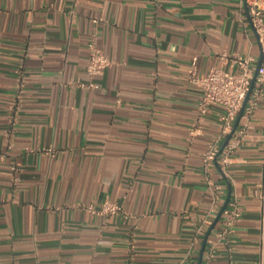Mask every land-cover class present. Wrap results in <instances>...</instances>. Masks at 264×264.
Wrapping results in <instances>:
<instances>
[{
	"label": "crops",
	"instance_id": "1",
	"mask_svg": "<svg viewBox=\"0 0 264 264\" xmlns=\"http://www.w3.org/2000/svg\"><path fill=\"white\" fill-rule=\"evenodd\" d=\"M222 52L258 62L244 0H0V264H197L227 183L239 216L200 264H264V95L227 165L201 160L224 109L197 119L186 75Z\"/></svg>",
	"mask_w": 264,
	"mask_h": 264
},
{
	"label": "built area",
	"instance_id": "2",
	"mask_svg": "<svg viewBox=\"0 0 264 264\" xmlns=\"http://www.w3.org/2000/svg\"><path fill=\"white\" fill-rule=\"evenodd\" d=\"M244 3L251 27L257 37L262 56V61L257 70L253 87L242 113L243 118H248L259 105L264 95V0H244ZM219 58L222 62H229V70H223L221 67H212L203 76H196L193 70L195 62V58H193L186 75V80L201 89L200 99L196 108L197 119L202 118L208 112L209 105H218L224 109V113L220 115L219 120L221 122L220 136L225 137L230 133L232 125L246 98L256 66L253 65V59L248 56H229L226 52H222ZM108 66L109 60L93 43L89 44L88 60L85 70L90 81L101 75ZM88 86L92 87L93 84L90 82ZM244 127L234 134L233 141L227 142L220 153V147L217 143L208 144L201 156L203 165L206 166L216 161L220 168L226 166L231 152L244 134ZM218 191V187L213 188L214 199ZM256 195L261 200L263 206V191L261 190V192ZM87 209L94 212L91 205H88ZM120 210L121 208L118 204L105 201L101 205L100 210L96 213L113 215ZM211 212H214L213 208ZM222 215L224 218L222 227L216 231L212 239L207 240L206 260H209L212 256L215 246L219 242L226 240L234 222L237 220L239 212L235 202H228Z\"/></svg>",
	"mask_w": 264,
	"mask_h": 264
},
{
	"label": "water",
	"instance_id": "3",
	"mask_svg": "<svg viewBox=\"0 0 264 264\" xmlns=\"http://www.w3.org/2000/svg\"><path fill=\"white\" fill-rule=\"evenodd\" d=\"M261 61H262V56H261V54H260V57H259L258 62H257V64H256V69H255V71H254L253 78H252L251 83H250V87H249L248 92H247V95H246V98H245V100H244V102H243V104H242V107H241V109H240V111H239V113H238V115H237V117H236V119H235V121H234V123H233V126H232V129H231L230 133L227 135L226 139L224 140L223 144L221 145V147H220V149H219V153L223 150L224 146L227 144V142H228L229 139L231 138L233 132L235 131V129H236V127H237V125H238V123H239V121H240V118H241V116H242V113H243L244 107H245L246 102H247V99H248V96H249V94H250V92H251V89H252V87H253V83H254V80H255V76H256L257 70H258V68H259V66H260V64H261ZM215 162H216V161H215ZM227 188H228V189H227L226 199H225L223 205L221 206V208H220L218 214H217L216 217L214 218L212 224L210 225V227H209L208 230L206 231V233H205V235H204V238H203V240H202L201 247H200V252H199V256H198L197 264H200V263H201L203 249H204V246H205V243H206V240H207V238H208L209 233H210L211 230L213 229L214 225L216 224L217 220H218L219 217L221 216L223 210H224L225 207L227 206V203H228V201H229V199H230L231 188H230L229 183H227Z\"/></svg>",
	"mask_w": 264,
	"mask_h": 264
}]
</instances>
